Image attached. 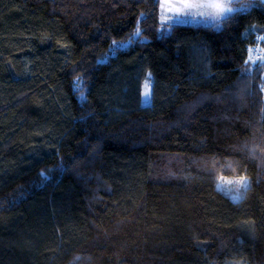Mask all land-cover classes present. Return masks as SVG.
Here are the masks:
<instances>
[{
	"label": "trees",
	"instance_id": "16d2710c",
	"mask_svg": "<svg viewBox=\"0 0 264 264\" xmlns=\"http://www.w3.org/2000/svg\"><path fill=\"white\" fill-rule=\"evenodd\" d=\"M159 11L0 0V264H264V1Z\"/></svg>",
	"mask_w": 264,
	"mask_h": 264
},
{
	"label": "rangeland",
	"instance_id": "374dc122",
	"mask_svg": "<svg viewBox=\"0 0 264 264\" xmlns=\"http://www.w3.org/2000/svg\"><path fill=\"white\" fill-rule=\"evenodd\" d=\"M159 31L160 34L167 33L173 25L191 24V25H213L220 27L226 17L237 9L245 8L246 4L252 0H159ZM264 1V0H263ZM185 4L208 5L215 4L225 7H231L232 11L222 13L218 8L213 7H184ZM127 41H119L115 45L125 47ZM264 57V56H263ZM151 93L150 82L143 86L144 102H148ZM245 178L246 183H240V178ZM232 181V183H227ZM249 183L246 175L237 176H217L215 184L217 189L229 195L233 200H239Z\"/></svg>",
	"mask_w": 264,
	"mask_h": 264
},
{
	"label": "built area",
	"instance_id": "2783aa9c",
	"mask_svg": "<svg viewBox=\"0 0 264 264\" xmlns=\"http://www.w3.org/2000/svg\"><path fill=\"white\" fill-rule=\"evenodd\" d=\"M264 43V32L253 36V41L247 46V61L255 62L262 54V46Z\"/></svg>",
	"mask_w": 264,
	"mask_h": 264
},
{
	"label": "snow or ice",
	"instance_id": "6c2138e0",
	"mask_svg": "<svg viewBox=\"0 0 264 264\" xmlns=\"http://www.w3.org/2000/svg\"><path fill=\"white\" fill-rule=\"evenodd\" d=\"M202 6L218 8L219 11L222 12V13H228V12L232 11L231 7H225V6H221V5H215V4H208V5L185 4L184 5V7H187V8L202 7ZM137 35H139V30L137 32ZM227 183H232V181H227ZM240 183H246L245 178L241 177L240 178Z\"/></svg>",
	"mask_w": 264,
	"mask_h": 264
},
{
	"label": "bare ground",
	"instance_id": "6f19581e",
	"mask_svg": "<svg viewBox=\"0 0 264 264\" xmlns=\"http://www.w3.org/2000/svg\"><path fill=\"white\" fill-rule=\"evenodd\" d=\"M260 32H257V31H253V36H255V35H258ZM252 36V37H253ZM247 52H248V50H247Z\"/></svg>",
	"mask_w": 264,
	"mask_h": 264
}]
</instances>
